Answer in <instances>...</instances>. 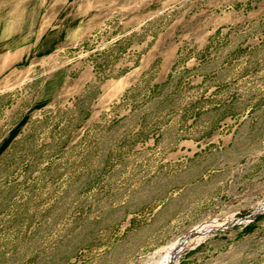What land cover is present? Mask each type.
Here are the masks:
<instances>
[{
	"label": "rangeland",
	"instance_id": "1",
	"mask_svg": "<svg viewBox=\"0 0 264 264\" xmlns=\"http://www.w3.org/2000/svg\"><path fill=\"white\" fill-rule=\"evenodd\" d=\"M0 264H264V0H0Z\"/></svg>",
	"mask_w": 264,
	"mask_h": 264
},
{
	"label": "water",
	"instance_id": "2",
	"mask_svg": "<svg viewBox=\"0 0 264 264\" xmlns=\"http://www.w3.org/2000/svg\"><path fill=\"white\" fill-rule=\"evenodd\" d=\"M252 218L253 219H255V216H252ZM235 223H233V224H231L232 226L234 225ZM218 229H213L212 231H211V234L212 233H214V232H216ZM197 235H196V232H195V230L194 231H192V232H190L188 235H187V238H186V240H188V239H190V238H195Z\"/></svg>",
	"mask_w": 264,
	"mask_h": 264
},
{
	"label": "bare ground",
	"instance_id": "3",
	"mask_svg": "<svg viewBox=\"0 0 264 264\" xmlns=\"http://www.w3.org/2000/svg\"><path fill=\"white\" fill-rule=\"evenodd\" d=\"M211 230V225L209 226H207V227H205L204 229H203V234H204V236L205 235H210L211 233H208L209 231Z\"/></svg>",
	"mask_w": 264,
	"mask_h": 264
},
{
	"label": "crops",
	"instance_id": "4",
	"mask_svg": "<svg viewBox=\"0 0 264 264\" xmlns=\"http://www.w3.org/2000/svg\"><path fill=\"white\" fill-rule=\"evenodd\" d=\"M7 27H9V26L7 25Z\"/></svg>",
	"mask_w": 264,
	"mask_h": 264
}]
</instances>
